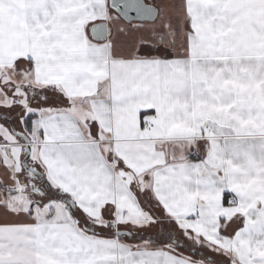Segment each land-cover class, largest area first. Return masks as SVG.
<instances>
[{"label": "snow or ice", "instance_id": "6c2138e0", "mask_svg": "<svg viewBox=\"0 0 264 264\" xmlns=\"http://www.w3.org/2000/svg\"><path fill=\"white\" fill-rule=\"evenodd\" d=\"M0 264H264V0H0Z\"/></svg>", "mask_w": 264, "mask_h": 264}]
</instances>
